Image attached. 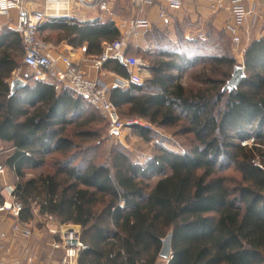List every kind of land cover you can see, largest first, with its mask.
Listing matches in <instances>:
<instances>
[{
  "label": "trees",
  "instance_id": "obj_1",
  "mask_svg": "<svg viewBox=\"0 0 264 264\" xmlns=\"http://www.w3.org/2000/svg\"><path fill=\"white\" fill-rule=\"evenodd\" d=\"M44 31L73 48L86 44V54L97 57L120 35L111 20L65 16L44 21L38 34ZM21 48L16 32L0 35V142L10 150L0 166L15 177L19 220H30L35 205L60 224L79 225L87 248L78 264H159L169 233L166 264H264V36L247 45L245 77L231 91L223 90L236 63L227 47L161 37L142 55L149 76L112 87L109 100L121 118L175 129L188 140L187 150L161 146L144 162L118 146L103 158L98 125L107 119L69 88L58 89L56 80L12 92ZM196 65L209 73L203 69L199 86H184L180 75ZM102 68L128 78L120 60ZM131 128L151 139L150 130Z\"/></svg>",
  "mask_w": 264,
  "mask_h": 264
},
{
  "label": "crops",
  "instance_id": "obj_2",
  "mask_svg": "<svg viewBox=\"0 0 264 264\" xmlns=\"http://www.w3.org/2000/svg\"><path fill=\"white\" fill-rule=\"evenodd\" d=\"M89 2L90 0H86ZM217 0H181V6L178 8L171 7L169 0H154L151 5H143L141 10L137 8L132 0H109L108 10L101 11L97 6L78 7L72 6L69 14L65 17H71L79 22H92L96 19L100 21L111 20L118 29L119 22L125 19L141 17L149 22V27L140 29L136 36H133L128 41L127 53L142 59L145 53H151L155 50L157 43L161 41V37L171 43H176L180 37L185 40L206 39L209 29H217L224 32L228 37L229 33L225 26L231 22V17L226 9H216ZM245 6L249 9H254L255 15H250L245 23L244 30L247 32L242 38L243 52L251 40L259 39L264 36V0H245ZM163 12L164 17H160L159 13ZM16 12L10 11L7 15L0 16V35L6 34L12 30L15 22ZM119 31V29H118ZM48 42V41H46ZM51 45L50 56L57 60L58 67H61V56H67L76 64V66L84 72L90 79L98 80L107 85L121 83L125 78L115 72L100 67H95L94 60L96 55L86 54V44L73 48L66 42H57L56 40L48 42ZM243 52L241 60L243 59ZM21 65L12 72L11 81L15 78H20L25 82H33L36 79L29 68L23 64V52L20 49ZM147 65V62L142 59ZM243 62V61H242ZM22 67H26L24 71ZM143 70V69H142ZM140 71V76L141 72ZM144 75L149 76L147 69H144ZM52 78L42 81L46 83L52 82ZM40 81V80H38ZM129 84L121 88H126ZM61 84L57 83V88H61ZM9 147L8 143L0 142ZM9 155L10 150H5ZM8 170L13 175L12 171L7 167L0 166ZM3 171V172H4ZM14 177V175H13ZM5 179L0 178V205L8 199L3 197L1 189ZM15 177L13 182L15 183ZM6 182V181H5ZM13 183V184H14ZM32 218L22 221L30 229L31 235L27 238L13 235L11 227L17 221L8 211L0 212V230L4 231V247L7 257H15L22 264H59L63 254L61 248H54L52 245L59 241L57 234L51 233L52 229L70 228L69 225L60 224L54 219L48 220L45 214L38 213V206L33 205L31 208ZM76 227H79L76 225ZM74 226V229L79 230ZM31 258V262L28 261Z\"/></svg>",
  "mask_w": 264,
  "mask_h": 264
},
{
  "label": "built area",
  "instance_id": "obj_3",
  "mask_svg": "<svg viewBox=\"0 0 264 264\" xmlns=\"http://www.w3.org/2000/svg\"><path fill=\"white\" fill-rule=\"evenodd\" d=\"M27 2L28 0H0V16L7 15L12 10L16 12L12 30L21 37L22 61L31 70L32 75L40 81H46L50 78L56 80L58 84L69 88L75 95L87 100L99 109L108 121L110 134H118L133 125L151 130L152 125L140 118L122 119L109 100V90L112 87H123L130 83L139 84L142 81L140 71L145 67L144 61L139 57L129 55L126 51L129 39L136 36L140 29L149 27L148 20L135 17L120 21L118 26L119 37L103 44L101 54L94 60L95 67L98 68L109 60L121 59L128 71L127 79L109 86L98 80L90 79L67 56L60 57L62 66L58 67L57 60L52 58L49 53L51 45L38 36L39 26L44 21L52 17L67 16L72 6H97L99 10L107 11L109 0H90L89 2L86 0H44L43 9L28 8ZM132 2L141 10L143 5H151L154 0H132ZM169 4L171 7L178 8L181 6V0H169ZM215 8L226 9L229 12L231 22L225 26V29L230 35L232 45L242 54V34L247 36L244 26L248 17L255 15L256 12L254 9L245 6V0H217ZM159 16L164 17L165 14L160 12ZM243 77H245L244 72ZM3 171L4 169L0 167V174ZM13 192L14 186L6 185L1 189L3 197L8 201L5 200L0 205V212L8 211L13 218L17 219L11 227L13 235L27 238L31 235V229L18 219L22 205L15 200ZM46 217L48 220L53 219L51 215H46ZM50 232L59 236V241L52 245L54 248H61L63 251L59 264H78L77 259L80 252L87 248V245L80 240L79 230L59 228L52 229ZM5 236V232L0 230V264H22L15 257H7L4 247ZM73 241L75 243H72ZM28 261L31 262V258H28Z\"/></svg>",
  "mask_w": 264,
  "mask_h": 264
},
{
  "label": "rangeland",
  "instance_id": "obj_4",
  "mask_svg": "<svg viewBox=\"0 0 264 264\" xmlns=\"http://www.w3.org/2000/svg\"><path fill=\"white\" fill-rule=\"evenodd\" d=\"M44 0H28L26 3L28 8H34V9H43L44 6ZM215 32L212 34V40L207 39H201L202 41L209 42V46H212L213 44H219V49L224 48L226 50V47L229 48L230 53L235 57L236 64H242L241 60V52L240 50H236V48L232 45L230 37H228L225 34V37L222 35V31H219L217 29L214 30ZM39 38L44 39L45 41L51 42L56 40V33L53 31H44L42 34H38ZM48 38L46 40L45 38ZM142 57V56H141ZM22 69L26 72V67H22ZM147 69L146 66L143 68ZM203 69L201 66H194L193 68H189L185 70L181 75H180V82L184 86L188 87H196L200 85V79L202 78L203 74ZM142 70L141 72V78L142 80L146 77L144 75V71ZM205 70V74H208L209 71ZM92 109H96L93 105H91ZM97 110V109H96ZM124 120L130 119V118H122ZM97 127V126H95ZM99 129L101 130L102 138H101V143H100V152L102 153L101 156L103 158H106L108 156V153L110 152L111 148L114 146H118L123 148L125 151H127L131 158L137 162H144L147 158H149L158 147L164 146L170 150L178 151V152H183L188 149V140L184 136H180L175 133V129H162L155 127L152 125V129L150 130L151 132V139L150 140H145L144 138L138 136L137 134L134 133V129L131 128V126L125 128L118 134H110L108 132V125L105 123L103 125L99 124L98 125ZM179 129V128H178ZM188 137V136H187ZM252 138H248L247 140L241 142V143H251ZM7 150V147L5 144L0 143V165L3 164V161L5 160V157L8 153L5 152ZM42 171V169H37V170H31L28 171L26 174V177H32L36 176ZM0 178H4L5 181H3L2 186L10 185L14 186L13 182V175L11 174L10 171L5 170L2 174H0ZM15 181V180H14ZM152 182L154 180H151ZM69 225L70 228L76 227L75 224H66ZM79 226V225H78ZM80 230V227H76ZM159 264H165V260L159 258Z\"/></svg>",
  "mask_w": 264,
  "mask_h": 264
},
{
  "label": "water",
  "instance_id": "obj_5",
  "mask_svg": "<svg viewBox=\"0 0 264 264\" xmlns=\"http://www.w3.org/2000/svg\"><path fill=\"white\" fill-rule=\"evenodd\" d=\"M121 61V59H119ZM244 66L241 64H236L233 68L231 77L226 82L223 90H233L236 88L243 78ZM25 82L20 78H15L10 83L11 91L14 92L15 90L23 87ZM72 243H75L73 241ZM159 258L166 260V263L172 258V251H171V233H169L163 240H162V247L159 252Z\"/></svg>",
  "mask_w": 264,
  "mask_h": 264
}]
</instances>
